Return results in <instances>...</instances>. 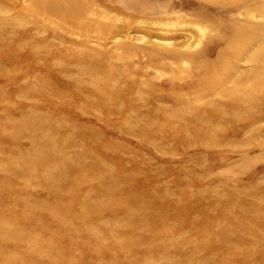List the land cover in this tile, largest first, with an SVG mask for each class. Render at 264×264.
Here are the masks:
<instances>
[{
  "label": "rangeland",
  "instance_id": "obj_1",
  "mask_svg": "<svg viewBox=\"0 0 264 264\" xmlns=\"http://www.w3.org/2000/svg\"><path fill=\"white\" fill-rule=\"evenodd\" d=\"M70 1L0 0V264H264V52L229 50L238 10ZM190 13L192 48L151 22Z\"/></svg>",
  "mask_w": 264,
  "mask_h": 264
},
{
  "label": "bare ground",
  "instance_id": "obj_2",
  "mask_svg": "<svg viewBox=\"0 0 264 264\" xmlns=\"http://www.w3.org/2000/svg\"><path fill=\"white\" fill-rule=\"evenodd\" d=\"M72 1H70V2L73 4L74 2H72ZM201 1L202 2L199 3L200 5H204L205 1H207L209 3L213 2L215 4V6L217 7V9L220 10L221 12L223 10H225L226 8H228V6H231V8L238 10L237 15L234 14V15H236V17L234 16L235 19L231 22L234 24V28H235L233 35L236 38V40L239 41V44L234 45L233 43H231L229 45L230 51L231 50H238L242 53L251 51L252 53H256V55L258 54V52L259 53L264 52V22L258 21L260 19L264 20V0H252L254 3L249 4V5H247L245 3V2H248L249 0H201ZM69 5H70V3H69ZM207 6L206 7L202 6V7L209 9L210 7L207 8ZM68 7L71 10L70 6H68ZM81 7H77V8L81 9ZM72 8H73V5H72ZM69 9H67V10H69ZM207 11H209V10H207ZM171 15L166 16L164 19H156V20H153L151 22H153L156 25L162 26V28H163L162 30L166 29L167 31L172 30V28L177 27L181 24H186L185 26H187L188 24H190V25L193 24V26L195 28V32L192 33L191 38H193L194 40L190 41V43H188L189 45L187 46V48H192L194 46H199L202 44L203 39L206 36V30H208V28L203 27V25L201 26V23H202L201 21H198L195 19L191 20V17L193 15V14L191 15V13L189 15L186 14L187 17H190L189 21L187 18H184L182 16H179L178 18H176L174 20L173 17H172L173 19H171ZM177 15H179V14H177ZM194 15H196V14H194ZM209 16H211V15H209ZM206 17H208V16H206ZM218 17H219V15H218ZM144 23H146V21H144ZM204 25H206V24H204ZM187 27H189V26H187ZM191 27L192 26H190V28ZM176 30H178V29H176ZM184 45H186V44H184ZM238 51H235V53L237 52V54L240 55V53H238ZM183 53H184V51H183ZM253 55H255V54H253ZM158 56H164V55H158ZM258 57H260V56H258ZM242 60H244V59H242ZM248 60L250 61V58ZM248 60H246V61H248ZM262 77H264V71H261L258 74H255L254 80L260 79ZM234 78L237 79V77H235V76H234ZM249 82L250 81H247L246 83H242V84L235 86L234 88H231L232 89L231 94L234 96V94L237 91H239L238 94H241L242 98H255L256 97L255 94L260 92V91H259L255 82H253V84L250 82L251 85L249 84ZM105 104H107V102H105Z\"/></svg>",
  "mask_w": 264,
  "mask_h": 264
}]
</instances>
